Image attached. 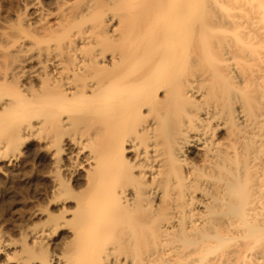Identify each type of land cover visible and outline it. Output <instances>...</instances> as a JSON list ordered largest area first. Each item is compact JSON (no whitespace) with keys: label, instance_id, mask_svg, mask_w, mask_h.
Masks as SVG:
<instances>
[{"label":"bare ground","instance_id":"bare-ground-1","mask_svg":"<svg viewBox=\"0 0 264 264\" xmlns=\"http://www.w3.org/2000/svg\"><path fill=\"white\" fill-rule=\"evenodd\" d=\"M9 2L0 264H264V0Z\"/></svg>","mask_w":264,"mask_h":264},{"label":"rangeland","instance_id":"rangeland-1","mask_svg":"<svg viewBox=\"0 0 264 264\" xmlns=\"http://www.w3.org/2000/svg\"><path fill=\"white\" fill-rule=\"evenodd\" d=\"M13 1L14 0H0V11L3 10L4 6L6 5V3H8V2L11 3ZM8 234H9L10 237H12V239L19 240V237L16 234H14L12 231H10Z\"/></svg>","mask_w":264,"mask_h":264}]
</instances>
